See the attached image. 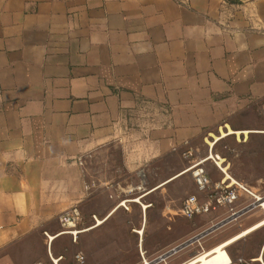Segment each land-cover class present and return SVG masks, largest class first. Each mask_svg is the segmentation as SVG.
I'll return each instance as SVG.
<instances>
[{
	"label": "crops",
	"instance_id": "1",
	"mask_svg": "<svg viewBox=\"0 0 264 264\" xmlns=\"http://www.w3.org/2000/svg\"><path fill=\"white\" fill-rule=\"evenodd\" d=\"M263 102L264 0H0V254L39 235L37 259L66 263L63 210L79 240L133 188L144 217L184 149L212 152Z\"/></svg>",
	"mask_w": 264,
	"mask_h": 264
},
{
	"label": "rangeland",
	"instance_id": "2",
	"mask_svg": "<svg viewBox=\"0 0 264 264\" xmlns=\"http://www.w3.org/2000/svg\"><path fill=\"white\" fill-rule=\"evenodd\" d=\"M256 114L253 117V122L246 123L244 128L233 130L227 125V129H220V133L215 134L216 136H220L222 132H227L229 129L233 131L248 130L249 132L244 133V135L243 133H231L222 137L213 146L212 153L225 158L228 163V173L234 179L243 182L256 194L264 195V120L259 113ZM209 140H212V138ZM115 151L118 153L117 150ZM207 154L206 145H201L196 152L194 150L196 158ZM181 159L183 170L188 162L182 155ZM166 161L167 175L170 173L168 166L173 158L169 157ZM207 162H210L214 167L213 177L218 179L222 173L212 160L208 159ZM206 170L208 169L206 168ZM207 172L210 174V171ZM144 191V189L133 188L128 191V195H125L124 198L138 199V196ZM191 194L203 196V193L197 190L190 173L185 172L174 181L163 185L147 196L145 201L150 203L149 205L145 204L147 206L144 217L141 218V206L137 201L134 200L135 202H132V204L121 202L119 204H124L126 207L122 205L118 210V220L109 222L106 226L107 232L100 228L96 231V235L95 232L82 235L83 240H79L77 235L76 241L72 240L70 234L64 233L67 237L59 236L56 242L60 241L63 246L71 243L73 246L68 250L70 254H68L69 258L65 259L66 263L72 259L75 253L81 252L84 256L88 255L89 261L96 260V264H141V250L146 258L152 259L210 227L212 220L214 223L219 221L216 219L221 217L220 209L222 207H217L208 214L194 218L183 217L179 212L181 203L185 197ZM247 198L241 197L239 203L242 204ZM262 218H264V211L260 208H254L242 214L236 220L207 233L200 239V243L205 250H208L215 244L250 227ZM81 225L79 222L77 228L79 229ZM62 229L60 225H57L54 231H61ZM45 238L48 239L47 236ZM43 240L44 238L42 239L39 235L25 239L14 252L12 251L7 255L0 254V264H24L26 261H41L45 264L42 259H37L39 257V245H43ZM263 243L264 225L239 238L234 243L226 246L225 249L232 260L237 256L248 259L259 254L260 250L263 249ZM199 251H201V247L197 241H194L169 256L166 262L167 264H179ZM51 253H54L52 247Z\"/></svg>",
	"mask_w": 264,
	"mask_h": 264
},
{
	"label": "built area",
	"instance_id": "3",
	"mask_svg": "<svg viewBox=\"0 0 264 264\" xmlns=\"http://www.w3.org/2000/svg\"><path fill=\"white\" fill-rule=\"evenodd\" d=\"M261 113L264 119V102L261 104ZM181 155L189 162L187 170L190 173L197 190L203 193L202 197L198 196L197 194H191L183 199L179 209V212L183 217L194 218L196 216L208 214L217 207L218 208L224 207L227 210L226 214L218 222L212 223V225L210 226L212 227L213 225L227 219H230L228 222L234 221L242 214L254 208H260L264 211V195L256 194L255 192L251 191L243 182L234 179L228 173V163L226 162L225 158L222 157L220 158L218 154L215 153L211 154V152H209L206 158L204 159L196 158L194 156V149L191 147H187L186 149H184L181 152ZM206 159L212 160L214 165L217 167V169L222 173L221 177L218 180L213 181L210 178L204 166V160ZM243 196L248 198L242 204H240L239 203L240 198ZM121 202L124 203L125 201H120V203ZM122 205L125 206L124 204ZM240 212L243 213L238 215V213ZM58 221L63 229L61 231H58L54 235V237L59 234L68 233L71 235L72 240L76 241L79 232L77 225L81 221V212L79 210V207L75 204L66 208L59 214ZM208 228H206L203 231H200L198 234L205 232ZM198 234H196L195 236H197ZM46 236L48 237L49 240H51L49 235ZM203 236L194 240L198 242L199 246L201 247V251H199L197 254L193 255L192 257L180 262L179 264H182L188 261L189 259H192L194 257H197L205 253L206 250L202 247L200 243V239ZM174 247L163 253L156 255L152 259L146 258L144 252L141 250L140 251L141 264H167L166 259L175 252H177V251H171ZM167 252H169L170 254L168 256H165ZM51 260L53 264H57V260L55 261L52 258ZM84 263H85V256L81 252H77L74 254L73 260L70 264H84ZM33 264H43V263L41 261H35L33 262ZM226 264H264V256L262 252L248 259L242 256H237L234 260L230 258V260Z\"/></svg>",
	"mask_w": 264,
	"mask_h": 264
},
{
	"label": "bare ground",
	"instance_id": "4",
	"mask_svg": "<svg viewBox=\"0 0 264 264\" xmlns=\"http://www.w3.org/2000/svg\"><path fill=\"white\" fill-rule=\"evenodd\" d=\"M248 130H243V131H233V130H228L227 132H222L220 136H216L214 138L213 141H209L210 145H213V143L217 140H219L220 138L231 134V133H248ZM211 154H213L211 152ZM221 158V157H220ZM135 201H139V199H134ZM145 204H142V208L146 209ZM114 210V209H113ZM103 220H97L96 224L93 225L96 226L98 224H100ZM264 225V218H262L261 220H259L258 222H256L255 224L251 225L250 227H247L243 230H241L240 232L228 237L227 239L221 241L220 243L215 244L214 246H212L210 249L206 250L205 253L194 257L192 259H189L188 261L182 263V264H226L229 260L230 257L226 251V246H229L230 244L234 243L236 240H238L239 238L245 236L246 234L252 232L253 230L261 227ZM140 233V231H139ZM142 234V232L140 233ZM53 236H50V239H53ZM264 245V243H263ZM263 247V246H262ZM55 261L57 260L56 258L54 259Z\"/></svg>",
	"mask_w": 264,
	"mask_h": 264
},
{
	"label": "water",
	"instance_id": "5",
	"mask_svg": "<svg viewBox=\"0 0 264 264\" xmlns=\"http://www.w3.org/2000/svg\"><path fill=\"white\" fill-rule=\"evenodd\" d=\"M242 213H243V212H240V213H238V215H240V214H242ZM229 220H230V219H227V220H224V221H222V222H219V223L213 225L212 227L208 228L205 232H203V233H201V234H198L197 236H194V237H192V238L186 240L185 242H183V243H181V244H178V245L175 246L171 251H178V250H180L181 248H183V247H184L185 245H187L188 243L194 241L195 239L200 238L201 236L205 235L206 233H209V232L215 230L216 228L220 227L221 225H223L224 223L228 222ZM169 254H170V253L167 252V253L165 254V256H168Z\"/></svg>",
	"mask_w": 264,
	"mask_h": 264
}]
</instances>
